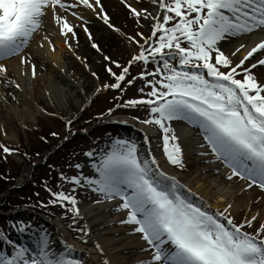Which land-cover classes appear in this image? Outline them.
<instances>
[{
    "label": "snow or ice",
    "instance_id": "obj_1",
    "mask_svg": "<svg viewBox=\"0 0 264 264\" xmlns=\"http://www.w3.org/2000/svg\"><path fill=\"white\" fill-rule=\"evenodd\" d=\"M123 2L137 24L145 21L147 35L138 31L127 37L135 48L123 65L104 56L113 82L97 86L94 93L117 90L120 95L113 99L121 101L129 86L139 81L140 95L123 99L106 114L115 108L143 109V119H132L155 128L160 143L153 145L147 133L143 145L109 135L83 153L84 163L69 165L76 175L59 172L60 190L53 191L45 182L51 199L40 206L59 205L65 216L70 214L69 227L77 239L87 243V224L74 227L83 219L77 188L94 194L95 204L112 203L113 211L122 216L119 224L143 242L140 251L147 255L137 264H264V207L256 212L249 208V214L236 221L233 200L219 195L215 203L222 207L213 208L212 201L193 189L188 181L194 183L201 173L185 180L166 170H186L181 133L191 128L198 154L223 175L217 191L235 186L240 193L257 192L254 204L264 202V0H151V11ZM85 11L114 29L101 0H0V61L17 57L29 69L21 75L35 78L33 42L42 49L47 45L55 55L52 29L69 50L78 27L91 40ZM91 47L100 51L95 43ZM137 65L140 70L133 75L130 69ZM90 74L99 80L96 72ZM0 80L6 87L21 88L6 63H0ZM67 111L68 117L60 118L71 133L77 117L70 108ZM0 149L5 154L14 151L4 145ZM64 184L73 187L65 192ZM95 247L103 254L99 243ZM77 252L74 244L30 221L0 228V264H84Z\"/></svg>",
    "mask_w": 264,
    "mask_h": 264
},
{
    "label": "rangeland",
    "instance_id": "obj_2",
    "mask_svg": "<svg viewBox=\"0 0 264 264\" xmlns=\"http://www.w3.org/2000/svg\"><path fill=\"white\" fill-rule=\"evenodd\" d=\"M130 2L138 8H147L150 11L153 7L149 0H130ZM107 4L111 7L107 10L104 9V11L109 16L110 23L114 26V29H119V31H115L104 24L113 45L109 50L98 46L100 48L99 52L93 48V54L85 51L86 44L82 38L78 37V41L75 39L71 42V55L65 60L66 68L62 70L61 76H56V81H52L53 84H57L66 91L73 93V95H70L65 100L64 105H60L53 99L50 90H48L45 99H41L38 95L32 97V114L34 118L30 119L28 117L23 119L21 116L11 118L5 102H0V112L3 113L1 119L2 121H6L11 128L10 130L8 125L7 130L0 128V145L11 147L10 149L14 150L9 153L10 157L6 158L5 154L2 153L3 150L0 149V170L9 178L7 182H14L4 192L0 191L1 201L2 199L9 198L7 190L10 188L12 190V197L9 198L4 209L1 207L2 203H0V228H7L10 222L25 220L30 221L34 226L38 225L44 228L54 237L58 233L54 222L60 220L68 226L67 231H60L62 238L66 240L69 233L74 239H77L78 234L69 227L71 224L70 214L65 216L64 210L59 205L47 206V213L51 219L53 218L52 220L41 219L40 212L45 207H41L40 202L43 201L47 204L48 200L51 199L49 193L45 191V182H47V186L50 185L48 187L53 191L60 190L57 188V184L60 183L59 172H63L67 176L76 175L77 170L69 167V165L84 163L87 158L83 153L96 144L101 143L109 135H119L133 139L131 136L126 135L123 129L114 124H103L104 120L109 117H140L141 119L145 117V111L140 108H115L110 116L106 114L107 109L113 108L118 102L123 103V99L138 97L140 93L137 92L136 88L140 84L139 81L135 85L129 86L121 101L113 99V97L120 95L117 90L109 89L100 93H94L97 86L113 82L112 78L105 71V65L108 62L104 60V56H108L111 60H115L123 65L131 58L135 48L134 45H129L127 37L134 36L138 31L144 32L147 35L145 21L141 19L140 23L137 24L135 18L128 14L123 0H112V3L109 2ZM141 25H144V27H141ZM77 57H80V59H77ZM85 64H87V68ZM108 66L113 67L114 71H118L114 65ZM149 69H151V65H149ZM139 70L138 65L130 69L133 75H136ZM93 71L97 73L99 80L91 76L90 73ZM78 84H80V87L77 86ZM80 103L82 104L80 105ZM86 103L88 104L85 105ZM78 106H82V110L77 111ZM68 108L77 117L71 125V133L66 131L65 120L60 118L61 116L68 117ZM51 113H58L59 115H50ZM100 113H105V115L99 118L101 119L100 122H96ZM53 132L57 133V135L51 137ZM41 135L46 136L47 142L44 141L45 143H42L40 141ZM65 135L68 136L67 140L64 139ZM159 135L160 133H158L157 137ZM153 139L150 137L151 141ZM57 142H62L63 145L60 147L55 145L52 148L51 145ZM20 143H23L24 148L27 149V156H25L26 153L24 156L21 155L15 149ZM37 155L39 157L46 156V158L41 159L36 157ZM83 171L85 174H88L89 170L85 167ZM183 172L186 173L187 168ZM32 175L36 176L33 180ZM15 186H18L19 189H12ZM72 187L71 184H64L63 190L69 192ZM37 193L39 195H36ZM75 195L79 201L78 206L95 198L94 194L80 188H77ZM49 206H52L54 210L49 208ZM5 207H11L12 211L6 210ZM233 215L236 221H240L244 218L246 212L241 210ZM86 223V220L80 219L77 220L74 227H83ZM98 227V224H93L90 228L88 239L91 240L84 243L86 249L96 244L93 238L98 232ZM115 234L121 235L120 232ZM80 254L75 253L76 256L84 261V264H92V260L84 256L83 253Z\"/></svg>",
    "mask_w": 264,
    "mask_h": 264
},
{
    "label": "bare ground",
    "instance_id": "obj_3",
    "mask_svg": "<svg viewBox=\"0 0 264 264\" xmlns=\"http://www.w3.org/2000/svg\"><path fill=\"white\" fill-rule=\"evenodd\" d=\"M105 1V2H104ZM151 1V0H150ZM112 3V0H103L101 2L104 9H109L111 6L107 3ZM84 15L88 20L87 28L91 33V40L88 35L81 29L77 28L76 41L78 37L82 38L85 42V51L93 54L92 43L97 44L99 47L109 50L111 49L113 42L108 37V31L105 28L104 22L98 17L94 16L90 11H85ZM71 19V17H69ZM76 23H80L76 21ZM52 35L50 38L53 40L57 47L55 55L47 51V45L45 48H39L36 41L33 42L31 48L32 62L36 65L37 75L33 78L30 74L21 75L22 72H29L26 65H20L17 57H12L7 61H0V63H6L9 69V75L17 83L20 84V89L14 87H6L4 82L0 80V102H5L11 118L22 117L33 119L32 114V100L34 96L38 95L41 99L47 97V91L50 90L51 97L55 99L60 105H64V102L70 95H73L71 91H66L61 86L53 84L52 81H56V76H61L62 70L66 68V58L71 55V51L65 45L63 39L55 32L51 30ZM39 37H37V40ZM74 40H70V43ZM65 78V77H64ZM80 87V84L77 85ZM15 97L13 99L12 97ZM72 97V96H71ZM74 98V97H72ZM37 100V99H36ZM82 103H80L81 105ZM2 112H0V128L7 130L9 124L6 121H2ZM123 121H127L124 123ZM113 124L122 126L123 129L130 130L133 134L138 137V143L143 145V136L145 133L148 134L149 141L153 145H157L160 141L156 138L159 133L155 128L151 126H145L139 124L136 120L131 118H116L111 121ZM8 125V128H7ZM11 133V132H10ZM11 135V134H9ZM150 137L154 138L152 141ZM181 139L183 146L185 147V159L187 172H180L174 168L167 167L166 170L171 174H175L178 178L187 179L189 176L201 173V175L195 176V182L188 181L193 189L203 195L206 199L212 201L213 208L222 207L215 203V198L219 195H225L228 199L234 201L232 213L235 214L241 210H244L246 214H249V208L251 212H256L260 207H264V202L253 203L256 200L257 192L247 191L240 193L239 189L235 186H231L225 192L223 188L217 191V188L223 183V175L217 174L214 169L216 165L207 164L205 160L207 158L201 157L198 153L201 151L198 148L196 131L188 128L181 133ZM158 158L160 157V151H155ZM90 199L88 202H84L79 205L83 219L86 220L88 229L93 224H98L97 234L93 238L96 244L99 243L103 249L101 254L93 245L91 248L86 249L84 242L74 239L71 234L68 233L67 242L74 244L78 249L77 254L83 253L88 259L92 260V264H103V260H108L109 264H137V261L141 258L146 257V253H142L140 248L143 242L139 239L138 234H130V229L119 224V220L122 216L113 211V204L105 202L103 204H95ZM71 222V220H70ZM58 231L68 230V226L62 221L54 223ZM121 233L116 235L115 233ZM62 237L61 233H57L54 238ZM91 239L87 238V241ZM60 247L59 245H57Z\"/></svg>",
    "mask_w": 264,
    "mask_h": 264
},
{
    "label": "trees",
    "instance_id": "obj_4",
    "mask_svg": "<svg viewBox=\"0 0 264 264\" xmlns=\"http://www.w3.org/2000/svg\"><path fill=\"white\" fill-rule=\"evenodd\" d=\"M20 146H22L23 151H25V153L27 154L26 150L24 148V144L20 143ZM1 165V164H0ZM0 191H4L8 186L13 185L14 182H7V180H9V178H7L4 173L0 170Z\"/></svg>",
    "mask_w": 264,
    "mask_h": 264
}]
</instances>
